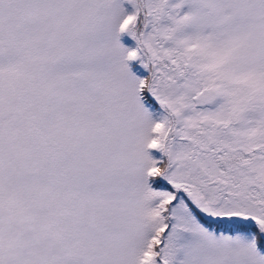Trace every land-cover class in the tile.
Returning a JSON list of instances; mask_svg holds the SVG:
<instances>
[{
    "label": "snow or ice",
    "instance_id": "1",
    "mask_svg": "<svg viewBox=\"0 0 264 264\" xmlns=\"http://www.w3.org/2000/svg\"><path fill=\"white\" fill-rule=\"evenodd\" d=\"M0 264H264V0H0Z\"/></svg>",
    "mask_w": 264,
    "mask_h": 264
}]
</instances>
